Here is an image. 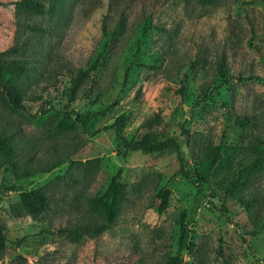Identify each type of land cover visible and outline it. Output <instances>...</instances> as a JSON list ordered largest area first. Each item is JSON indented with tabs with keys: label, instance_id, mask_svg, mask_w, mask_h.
Wrapping results in <instances>:
<instances>
[{
	"label": "rangeland",
	"instance_id": "rangeland-1",
	"mask_svg": "<svg viewBox=\"0 0 264 264\" xmlns=\"http://www.w3.org/2000/svg\"><path fill=\"white\" fill-rule=\"evenodd\" d=\"M14 1L0 0V52L28 34ZM32 18L45 30L20 78L26 109L0 98V138L12 139L19 170L26 162L32 171L16 179L0 155V264H165L182 212L189 237L181 264H264V223L248 233L264 214V0H66L55 18ZM95 56L99 65L67 102L68 69ZM47 101L53 109L37 113ZM71 112H96L86 126L98 132H85ZM113 122L127 140L177 138L198 184L172 177L171 147L124 152ZM216 144L219 156L206 169ZM91 157L99 167L82 180L73 161ZM254 159L262 166L233 181ZM53 161L60 163L48 173L35 172ZM67 172L74 180L57 179ZM117 174L125 199L102 226L89 199H104ZM12 185L44 189L46 209L27 213ZM161 188L168 196L159 210Z\"/></svg>",
	"mask_w": 264,
	"mask_h": 264
},
{
	"label": "trees",
	"instance_id": "trees-1",
	"mask_svg": "<svg viewBox=\"0 0 264 264\" xmlns=\"http://www.w3.org/2000/svg\"><path fill=\"white\" fill-rule=\"evenodd\" d=\"M65 1L66 0H16L13 2L17 10V12L15 13V16H17L18 18L17 25L19 26V28L23 27V29L27 30L28 34H26L19 42H17L13 46H10L4 51L0 52V98L3 103L9 108L15 110L26 109V106L23 104V98L28 94V92L26 91L28 87L20 78L26 75L27 70L29 69L27 66V57L38 54V51L34 48V46H36L41 33H43V31L45 30V28H43L40 24L34 22V20H32V17L46 16L48 19H53L55 18L56 11L65 3ZM215 1L216 0H198L201 5H212L215 3ZM21 15H23L22 19L19 20ZM34 35H36L37 37H34ZM4 55L17 56V59L5 61V59L2 58V56ZM38 56L44 58L46 57V54H39ZM98 65L99 56H95L93 61L85 68L78 67L68 69L69 82L68 86H66L63 90V94L65 95L67 102H71L74 99V96L81 86L84 78L87 76V73L91 70H94ZM46 105L47 106L44 108H39V110H37V113L44 114L47 111L53 109L51 102L47 101ZM65 115L72 121L77 122L88 134L92 135L98 132V129L92 131L86 126L87 121L91 117L95 116L96 112L83 114L71 112L66 113ZM239 123L247 124L245 120H239ZM110 127L113 128L115 132L117 146L122 147L124 149V152L129 150H139L144 153H154L166 150L170 147L173 148L178 160V169L172 174V177L182 176L185 179L198 184V181L193 179L185 168L187 161L184 156V152L181 149V143L179 140H177V138L168 136L158 140L151 136L145 135L139 139L127 140L119 133L117 122L111 123ZM14 153L15 146L12 142V139L8 136L1 137L0 155L2 159L12 167L15 178L19 179L21 177L31 176L32 171L27 167L26 162L22 164L23 168L19 170V165L16 162L12 161ZM218 156L219 146L218 144H216L209 148L206 169H211L215 165ZM73 162L75 166L80 170L82 180H86L88 177H92L99 167L98 157H91L85 159L84 161ZM59 163V161H53L42 168H38L37 170H35V172L48 173ZM261 166L262 164H260L259 159L252 160L239 169L233 181H237L242 176V173L260 168ZM65 178L74 180V177L70 172L57 176V179L64 180ZM11 188L15 191H19L20 201L17 205H19L27 213L39 216V214L46 209L48 201L44 189L38 188L27 190L19 185H12ZM167 196L168 189L161 188L160 190H158L157 197L159 198V210L163 209L166 206ZM103 198L104 199H102L101 197H92L89 199L88 205L92 211L97 212L102 217V226L112 223V220L118 214L122 202L125 199L124 184L119 181L118 174L116 176H113V178L110 180L106 191L103 194ZM188 223V218H186L184 212H182L178 220L176 250L173 255L169 256L166 259L165 264H181V252L186 249L189 237ZM263 223L264 214L262 215L261 220L256 225V227L250 230L248 233L256 234L262 228ZM75 232L77 231L75 230ZM4 248L5 238L0 226V256L3 253Z\"/></svg>",
	"mask_w": 264,
	"mask_h": 264
}]
</instances>
